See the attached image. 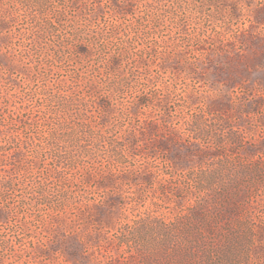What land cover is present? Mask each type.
I'll return each instance as SVG.
<instances>
[{
    "label": "rangeland",
    "instance_id": "1",
    "mask_svg": "<svg viewBox=\"0 0 264 264\" xmlns=\"http://www.w3.org/2000/svg\"><path fill=\"white\" fill-rule=\"evenodd\" d=\"M94 7L95 16L90 15ZM1 21L0 176L8 174L13 183L0 193L5 212L0 264L111 261L102 255L70 257L68 251L82 248L81 238L54 221L82 211L81 202L77 197L59 201L55 184L44 190L46 197L37 188L40 180L58 177L56 169L68 166L53 157L62 141H48L52 125L63 123L56 114L57 92L76 102L85 97L93 124L118 147L124 138L130 159L120 169L104 152L94 160H77L58 182L84 193L82 177L88 172L124 176L122 200L133 202V208L99 216L111 218L112 242L123 223L141 215L177 219V185L193 186L198 165L209 169L228 158L226 177L240 181L244 193L239 209L214 225L220 249L208 264H224L226 255L235 264H264V0H0ZM120 49L125 53L110 80L103 63ZM165 121L177 130L163 128ZM171 134L174 144L159 150ZM187 148L210 157L193 163L188 174L173 171L171 159ZM217 154L221 162L212 160ZM147 174L151 179L142 184L140 176ZM226 177L220 175L219 181ZM184 250L170 248L165 258L152 262L138 258L119 264H207Z\"/></svg>",
    "mask_w": 264,
    "mask_h": 264
},
{
    "label": "trees",
    "instance_id": "2",
    "mask_svg": "<svg viewBox=\"0 0 264 264\" xmlns=\"http://www.w3.org/2000/svg\"><path fill=\"white\" fill-rule=\"evenodd\" d=\"M72 3L74 4V0H72ZM91 14L96 15V7L93 8ZM58 17L59 15L57 14ZM45 21L48 22V18ZM0 23L2 24L3 21ZM124 53L120 49L118 54L110 56L104 61L103 66L110 80H115L111 74L116 70ZM88 54L90 52H87ZM90 87L95 88V84H90ZM93 95L94 92H91L88 96L91 97ZM53 96L61 100L60 108H56V114L62 117L63 123L57 122L52 125L53 132L49 133L48 141L55 140L58 143L62 141V144H57L58 147L53 150L55 153L53 157L68 165L56 169V175L67 177L65 175L66 168L73 167L77 160H94L104 152L111 154L118 169L128 162L130 156L123 147L124 138H122L120 147H118L114 144L115 138H109L101 126L93 124V112L87 108L85 97L80 98L76 102L69 95L61 94L60 92L54 93ZM94 104L104 111H111L110 106L104 102L95 100ZM161 106L165 111V104ZM220 109L222 113L226 110L225 108ZM127 112L129 115L131 114L130 111ZM163 128L169 130L170 133H174L177 130L172 125V122L168 121L163 122ZM144 129L147 130V133L151 132L146 126H144ZM195 131H197V128H195ZM172 135L161 140L159 150H167L169 146L174 144ZM225 138L222 135L221 141L223 145L226 143ZM107 139L109 140L108 146L105 143ZM51 143H54V141ZM75 145L78 148H74ZM59 148H65V150L60 152L58 151ZM221 156L222 154L214 155L212 160L221 162ZM208 157H210L209 152H205L202 149L194 151L187 148L184 153L179 152L174 155V158L171 159V166L174 168L173 171H181L188 174L194 171L193 163L199 162V164H202ZM229 161L227 158L209 169H203L201 165H198L200 167L198 169L199 177L193 186L184 189L177 185V188L180 189V191H177L180 193V200L175 201L176 204H180L177 211V219L171 222H163L164 219L153 212L145 216L141 215L137 220L123 223L119 227L113 236L114 243L108 235V229L113 227L109 222L111 218L101 219L99 216L102 212H108L112 216V214L122 213L127 211V209L133 208V202H124L122 200L124 197V176L117 177V172L103 169L88 172L82 177V183L85 187L84 193H77L76 190L63 188L58 183L59 176L55 177L57 178L56 180L55 178L40 180L37 188L40 189L42 196L46 197L44 190L50 187V184H55L59 201L65 203L66 200L71 201V199L77 197L81 202L82 211L70 212L58 220H53L57 223L58 229H70L74 236L81 238L79 242L82 248L71 252L68 251L67 254L70 257L86 255L97 257V255H102L111 260L110 264H119L123 260L131 261L138 258L145 262H152L155 258H165L170 248H185L184 255L188 257L197 256L203 263L207 261L208 264L210 257L213 256L216 250L219 251L220 249L218 246L215 247L218 241L213 237L214 225L220 217L225 220L226 216L236 212L240 206L237 202L242 195L241 187H239L240 181L234 182L236 181L235 179H227L226 177L229 171L227 167V164L230 163ZM216 170H219V172L217 173ZM117 171L121 172V170ZM262 171L264 172V170ZM220 175L226 177L225 181H219ZM140 179H142L140 181L142 184H147L151 179V175L140 176ZM126 180L128 179L126 178ZM12 181V177L8 174H1L0 193L3 192L1 187L10 188ZM151 186L150 182L148 188H151ZM195 190L197 191V198H193ZM67 194L68 196L64 197ZM60 197L63 198L60 200ZM3 213L5 212L0 210V221L4 219ZM50 223L46 222L47 225ZM51 225L52 227L54 226L53 223ZM132 236H137L139 241L133 242ZM230 257L227 255L223 256V263L235 264Z\"/></svg>",
    "mask_w": 264,
    "mask_h": 264
}]
</instances>
